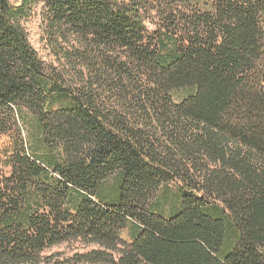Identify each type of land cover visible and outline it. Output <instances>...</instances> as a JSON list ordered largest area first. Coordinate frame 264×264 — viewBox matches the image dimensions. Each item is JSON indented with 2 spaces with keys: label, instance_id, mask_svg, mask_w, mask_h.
<instances>
[{
  "label": "trees",
  "instance_id": "trees-1",
  "mask_svg": "<svg viewBox=\"0 0 264 264\" xmlns=\"http://www.w3.org/2000/svg\"><path fill=\"white\" fill-rule=\"evenodd\" d=\"M3 136L0 264H264V0H0Z\"/></svg>",
  "mask_w": 264,
  "mask_h": 264
},
{
  "label": "rangeland",
  "instance_id": "rangeland-1",
  "mask_svg": "<svg viewBox=\"0 0 264 264\" xmlns=\"http://www.w3.org/2000/svg\"><path fill=\"white\" fill-rule=\"evenodd\" d=\"M11 2L14 5L18 6L22 4L23 0H11ZM24 26L27 29L29 38L34 47L45 59H49V51L46 48V42L44 40L41 16L39 14L33 15L24 22ZM10 143L11 138L9 136L0 137V158L5 157V149L10 145ZM83 248L84 245H82L81 243L68 242L59 247L53 248L51 252L61 251L66 253H73L74 251L79 249L82 250Z\"/></svg>",
  "mask_w": 264,
  "mask_h": 264
}]
</instances>
